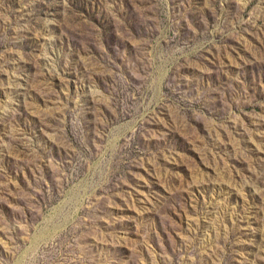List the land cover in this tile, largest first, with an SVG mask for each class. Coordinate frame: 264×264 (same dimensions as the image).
Instances as JSON below:
<instances>
[{"label":"rangeland","instance_id":"374dc122","mask_svg":"<svg viewBox=\"0 0 264 264\" xmlns=\"http://www.w3.org/2000/svg\"><path fill=\"white\" fill-rule=\"evenodd\" d=\"M0 264H264V0H0Z\"/></svg>","mask_w":264,"mask_h":264}]
</instances>
